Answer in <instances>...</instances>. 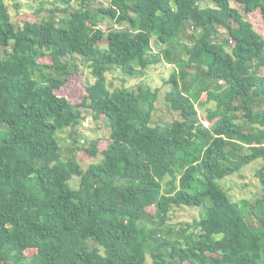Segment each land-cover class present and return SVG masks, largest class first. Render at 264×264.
<instances>
[{
  "label": "trees",
  "instance_id": "obj_1",
  "mask_svg": "<svg viewBox=\"0 0 264 264\" xmlns=\"http://www.w3.org/2000/svg\"><path fill=\"white\" fill-rule=\"evenodd\" d=\"M50 2L17 28L0 0V264H264V197L233 202L221 184L261 160L264 187V36L231 6L264 23V0ZM158 63L179 119L154 126L159 90L109 91L106 74ZM81 64L93 81L72 104L58 91ZM83 110L107 140L82 145ZM184 207L198 218L166 228Z\"/></svg>",
  "mask_w": 264,
  "mask_h": 264
},
{
  "label": "rangeland",
  "instance_id": "obj_2",
  "mask_svg": "<svg viewBox=\"0 0 264 264\" xmlns=\"http://www.w3.org/2000/svg\"><path fill=\"white\" fill-rule=\"evenodd\" d=\"M9 14L11 16L12 23L20 28L23 25L24 21L34 22L36 19H39L42 15L46 13V10L50 7H53V3L50 0H5ZM91 7L98 6H107L109 0H90ZM17 5V6H16ZM55 6V4H54ZM201 6H210L213 4L211 0H202ZM231 6L238 9L243 17L250 21L254 29L261 35L264 36V23L260 18L259 10H256L252 13H245L243 7L239 4L231 2ZM43 7V12H40L38 15H35L33 11L37 8ZM80 7L79 2H73L68 6V11L77 9ZM106 24H112V22ZM104 25H101V27ZM116 28H121L119 25L115 26ZM223 33V29H221ZM225 32V31H224ZM226 36H224L225 38ZM103 44V43H101ZM103 46V45H102ZM153 52H158L160 49H163V46H158L152 39ZM3 56L0 52V57ZM48 59H43L46 61ZM82 72L78 74H73L67 80L66 85L58 91L59 95L66 97L72 104H76L82 101L85 94V86L89 83H92L93 78L90 74V70L87 67H84L81 64ZM173 66L168 63H158L150 65L142 78H129L121 74L119 70H114L106 74L107 77V88L109 91L124 87L129 90H135L139 84L144 86H149L151 90L158 89L159 93L157 96V101L155 103V109L152 113L151 125H167L170 122L179 119L178 113L173 112L168 106L165 98V94L170 90V85L166 84L168 81ZM204 96L203 98H205ZM205 107L214 108L213 103L206 104ZM197 107L198 118L201 120L203 125L208 128L211 123L205 120L206 108ZM86 120L83 122L81 127L82 139L84 144L88 143L93 139H102L107 140L109 135V128L106 126V122L103 120L95 121L91 119L90 111L83 110ZM82 143V142H81ZM76 159L83 165L84 168L89 166L92 163H96L100 158L89 159L83 153L76 152ZM263 162L257 160L247 166H245L239 173L228 176L221 181L222 186L227 190L228 196L234 202L245 200L248 201L251 205L255 203L256 200L264 197V187L261 186L259 179L256 178L255 172L261 168ZM73 177L69 182L72 184L73 188H77L79 185V179ZM168 177H166V180ZM203 210V207L200 209ZM147 213L154 215L156 213L155 207L146 208ZM199 210L192 208H175L171 211L170 217L168 219V224L166 228L170 227L174 230L178 229L179 224H184L186 222H191L195 218H198ZM157 220V219H156ZM28 257H32V252H27ZM146 264H152L151 260L148 258Z\"/></svg>",
  "mask_w": 264,
  "mask_h": 264
}]
</instances>
